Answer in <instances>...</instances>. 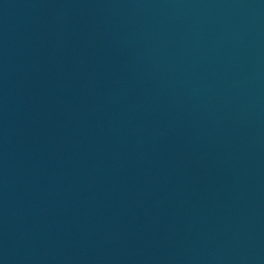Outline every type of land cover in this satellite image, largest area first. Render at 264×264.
<instances>
[{
  "label": "water",
  "instance_id": "water-1",
  "mask_svg": "<svg viewBox=\"0 0 264 264\" xmlns=\"http://www.w3.org/2000/svg\"><path fill=\"white\" fill-rule=\"evenodd\" d=\"M0 264H264V0H0Z\"/></svg>",
  "mask_w": 264,
  "mask_h": 264
}]
</instances>
